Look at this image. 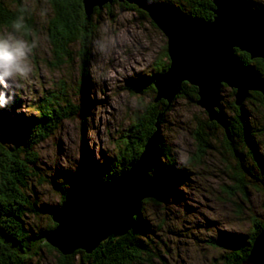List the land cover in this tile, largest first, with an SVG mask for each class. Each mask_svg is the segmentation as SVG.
Instances as JSON below:
<instances>
[{
  "label": "rangeland",
  "instance_id": "rangeland-1",
  "mask_svg": "<svg viewBox=\"0 0 264 264\" xmlns=\"http://www.w3.org/2000/svg\"><path fill=\"white\" fill-rule=\"evenodd\" d=\"M3 1L16 8L15 0ZM23 2L31 10L35 26L30 33L21 29L16 35L28 42L35 40L36 47L29 58L32 70L28 79L5 90L12 95V106L0 119V130L6 137L3 141L20 132L18 122L37 114V106L45 97L61 95L62 90L64 95L56 97L61 104L64 105V98L66 103L80 106L77 114L63 120L35 148L39 157L37 174L27 179L24 191L38 208L37 212L26 210L24 220L29 232L39 233L51 225L48 209L59 207L64 194L85 192L88 182L98 185L97 170L104 163L120 166L116 155L124 147L128 129L145 105L157 97V91H133L130 83L153 75L167 39L147 17L132 9L117 3L112 5V13L102 8L93 19L96 29L85 66L90 78L85 90L80 43L70 46L72 54L66 62L57 61L46 29L52 15L49 0ZM9 28L0 27V33ZM230 90L226 86L222 89L221 105L226 114H230L229 102L234 99ZM246 100L243 107L251 108L253 123L263 127V134H257L256 139L264 158V109ZM52 104L57 106L55 100ZM167 106L160 135L165 149H170L189 178L186 185H179L177 194L167 195L163 204L149 201L142 205L143 217L152 228L150 238L156 244L150 261L142 264H213L222 250L212 246L211 240L229 233L249 236L253 219L264 220V183L248 181L247 197L234 187L236 181L231 176L236 173V160L224 149V130L217 122L221 128L215 130V148L201 161L190 162V155L195 152L192 132L198 120H205L208 115L197 103L185 98L173 99ZM244 152V162L251 168V158ZM21 255L24 264H61L59 252L45 245L37 254ZM80 259L81 255L75 254L76 264Z\"/></svg>",
  "mask_w": 264,
  "mask_h": 264
},
{
  "label": "trees",
  "instance_id": "trees-1",
  "mask_svg": "<svg viewBox=\"0 0 264 264\" xmlns=\"http://www.w3.org/2000/svg\"><path fill=\"white\" fill-rule=\"evenodd\" d=\"M158 1H162L171 6V8L173 7V9H179L178 11L187 15L205 20H211L214 17L212 11L214 5L211 0ZM239 1L250 5L253 9H264V2L259 3L253 0ZM49 3L52 8V15L47 20L48 40L53 45L57 61L61 60L64 62L72 54L70 46L73 42L80 43L81 81L85 90H87L86 87L90 79L85 66L91 54L90 44L96 29L93 20L95 15H100L104 8L112 13V5L117 3L122 8L132 9L139 15L147 17L152 26L157 28L146 12L127 2L120 3L114 0L112 4L105 5L103 9L95 8L90 19L85 14L82 0H49ZM10 5L0 0V27H10V24L17 16H23L22 29L25 33H30L35 26L30 8L23 0H15V9H12ZM236 53L253 70V73L264 81V60L262 58L252 59L249 53L238 49ZM160 58L162 60L159 59L156 62L155 72L150 78L145 76L143 79H137L130 83V88L133 91L138 93L156 92L153 84L154 78L156 75L163 73L170 63L166 44ZM62 92L61 90V95L45 97L42 103L37 106V114L34 116L18 120L20 132L10 136L9 141H3L6 137L2 136L0 130V264H24L21 252L37 254L41 246L44 245L50 249L57 250L46 242V235L56 226L52 219V212L56 207L51 206L48 209L51 218V225L48 229L41 230L39 233L29 232L24 220L26 210L37 212L38 205L33 198L31 199L25 193L24 187L27 179L35 173L37 174V160L39 157L35 151L36 146L45 140L63 120L77 114L79 110V105L73 106L70 102L66 103V100L62 98L63 105L56 99V97L64 95ZM234 92V89L230 90L232 97ZM85 98H87V92H85ZM177 98H185L189 102L196 103L198 99L197 87L183 82L181 90L175 99ZM155 99L154 97L151 102L145 105L142 113L136 116L128 129V136L123 141L124 147L116 155L120 166L104 163L98 168L97 180H99V186L113 178L119 177L122 172L130 168L131 164L142 152L147 138L155 131V122L159 114L163 113L162 121H165V110L168 109L167 102L164 100L156 101ZM54 100L57 106H53L52 101ZM246 101L250 105L262 106L264 109V95L259 91H252ZM11 106L12 104L9 103L6 107L0 109V119L2 114L6 113ZM247 108L236 106L234 99H232L228 108L230 114L228 112L226 114L224 111L228 121V133L222 127L224 130V149L236 160V173L231 176L236 181L234 187L238 188L240 194L246 197L248 195V181H261L264 183V158L257 149L256 139L257 134H263V127L261 125L255 126L252 118H250L251 108L249 106ZM218 128L221 127L215 121L209 120L208 117H205V120H198L192 132L195 152L190 155V162L201 161L208 151L215 148L214 136H216L215 130ZM165 148L163 138L160 135L157 164L151 174L153 178L161 183L162 191L157 198L144 199L142 205L149 201L163 204L167 200V195L177 194L179 185L184 186L188 182L189 177L183 166L171 154L170 149L166 150ZM245 150L251 158V168L244 162ZM82 180L84 181L85 177ZM88 185L84 190L95 186L89 182ZM73 194H69V196ZM67 197L66 194L62 196L61 204ZM253 222L254 228L249 236L241 233H229L227 235L221 234L218 239L211 240L212 246L222 250L213 264H249L248 256L254 239L264 228V220L256 221L254 218ZM150 233H152V228L143 217L142 206L141 211L136 216L134 227L127 233L102 242L91 253L77 250L74 254L63 255L57 250L59 252V261L61 264H76L73 258L75 254H80L81 259L77 264H142L144 260L150 261L149 256L156 249L155 241L150 238ZM38 241H42V244L38 243Z\"/></svg>",
  "mask_w": 264,
  "mask_h": 264
},
{
  "label": "water",
  "instance_id": "water-1",
  "mask_svg": "<svg viewBox=\"0 0 264 264\" xmlns=\"http://www.w3.org/2000/svg\"><path fill=\"white\" fill-rule=\"evenodd\" d=\"M134 4L146 12L165 35L169 66L154 78L156 101L171 103L183 82L197 87L196 103L228 133V121L221 105L223 86L234 89L236 106H243L252 91L264 95V81L252 75V69L236 50L264 60V9H253L239 0H211L214 17L205 20L179 13L158 0H116ZM90 19L95 8L102 9L114 0H82ZM252 70V71H251ZM162 113L155 131L130 168L99 187L79 192L52 212L56 226L46 241L63 255L77 250L93 252L102 242L117 238L134 227L136 216L146 198H157L161 183L152 177L156 167ZM249 264H264V228L255 237Z\"/></svg>",
  "mask_w": 264,
  "mask_h": 264
},
{
  "label": "clouds",
  "instance_id": "clouds-1",
  "mask_svg": "<svg viewBox=\"0 0 264 264\" xmlns=\"http://www.w3.org/2000/svg\"><path fill=\"white\" fill-rule=\"evenodd\" d=\"M23 16H17L7 32L0 33V109L12 100L6 89L18 86L29 77L31 72L30 55L36 47V41H25L16 33L23 27Z\"/></svg>",
  "mask_w": 264,
  "mask_h": 264
},
{
  "label": "bare ground",
  "instance_id": "bare-ground-1",
  "mask_svg": "<svg viewBox=\"0 0 264 264\" xmlns=\"http://www.w3.org/2000/svg\"><path fill=\"white\" fill-rule=\"evenodd\" d=\"M241 2V1H240ZM243 4H245V3H243ZM139 9V8H138ZM171 9H173V8H171ZM177 11V10H176ZM177 12H179V13H181L180 11H177ZM92 58V57H91ZM252 71V70H251ZM252 75L255 77V79L259 82V80H258V77L253 73V71H252ZM89 190V189H88ZM88 190H85V191H88Z\"/></svg>",
  "mask_w": 264,
  "mask_h": 264
},
{
  "label": "flooded vegetation",
  "instance_id": "flooded-vegetation-1",
  "mask_svg": "<svg viewBox=\"0 0 264 264\" xmlns=\"http://www.w3.org/2000/svg\"><path fill=\"white\" fill-rule=\"evenodd\" d=\"M174 10H176V9H174ZM178 11V10H177Z\"/></svg>",
  "mask_w": 264,
  "mask_h": 264
}]
</instances>
